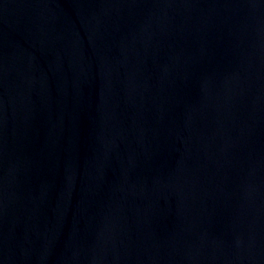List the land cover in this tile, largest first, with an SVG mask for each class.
Returning a JSON list of instances; mask_svg holds the SVG:
<instances>
[{
	"label": "water",
	"instance_id": "95a60500",
	"mask_svg": "<svg viewBox=\"0 0 264 264\" xmlns=\"http://www.w3.org/2000/svg\"><path fill=\"white\" fill-rule=\"evenodd\" d=\"M0 264H264V0H0Z\"/></svg>",
	"mask_w": 264,
	"mask_h": 264
}]
</instances>
